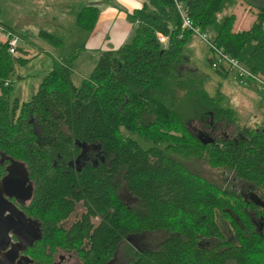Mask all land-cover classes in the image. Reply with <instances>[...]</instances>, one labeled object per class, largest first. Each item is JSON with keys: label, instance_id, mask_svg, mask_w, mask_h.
I'll return each mask as SVG.
<instances>
[{"label": "trees", "instance_id": "obj_1", "mask_svg": "<svg viewBox=\"0 0 264 264\" xmlns=\"http://www.w3.org/2000/svg\"><path fill=\"white\" fill-rule=\"evenodd\" d=\"M179 1L213 44L264 79V7L255 5L250 27L234 32L235 14L223 12L236 0ZM98 15L96 6L83 5L74 25L89 31ZM127 17L132 28L125 42L101 52L80 84L71 80L77 50L53 59L35 94L23 102L11 100L10 77L12 61L25 64L28 58L12 57L0 42V159L37 176L39 193L30 208L42 226L47 215H59L61 208L71 209L76 202L85 206L67 232H44L33 247L34 264H53L59 248L79 254L80 264H104L125 236L157 230L173 235L157 250L136 251L126 264H264V234L250 217L257 207L237 189L216 185L180 160L203 159L264 191L263 127L213 143L193 135L184 113L229 124L236 116L208 95L201 80L180 71L192 32L181 29L173 0H144ZM158 34L167 41L161 42ZM39 36L61 46L66 34L40 30ZM215 70L221 76L228 72ZM122 130L153 145L144 147ZM75 142L97 147L105 163L88 164L79 176L56 174L54 162L69 158L78 148ZM44 176L50 181L48 190L42 185ZM122 185L135 198L134 205L121 198ZM97 216L101 220L94 225ZM218 217L228 224L230 236Z\"/></svg>", "mask_w": 264, "mask_h": 264}, {"label": "rangeland", "instance_id": "obj_2", "mask_svg": "<svg viewBox=\"0 0 264 264\" xmlns=\"http://www.w3.org/2000/svg\"><path fill=\"white\" fill-rule=\"evenodd\" d=\"M95 1L98 4L100 3L101 6L104 5L103 0ZM32 2L33 0H0V21L5 24H14L15 32L23 41L22 45L25 49L30 50L29 57H27L28 61L25 64H20L16 60L12 61L13 72L10 77L12 82L11 100L18 99L19 102L27 101L35 94L39 83L51 69L54 56L66 57L72 54L80 48L81 42L87 37L84 36L85 32L83 30L76 27V30L72 31L70 36L67 37L69 33H65L63 45L53 46L48 44L39 36L38 32L45 24H48V21L38 17L36 12H34V6L31 5ZM250 2L253 6L264 7V0H251ZM47 16H49V13L44 15V17ZM73 19L74 17L67 21L66 24L73 22ZM20 28L29 29L24 31V29ZM209 37H211L210 34ZM99 54L100 51L98 50L86 49L85 55L80 59L82 65L74 63L71 80L75 85L80 84L82 76L89 74V69L94 66ZM184 55L187 57V62L180 69L181 72L183 71L182 74L201 80L208 95L217 99L221 106L233 109L236 116L235 123L229 124L223 120L224 133L218 132L220 135L218 136L217 131L209 130L207 115L202 113H184L183 119L193 135L199 138L201 137L200 135H203L205 139L215 138V136L217 139H224L227 137L226 135L235 137L244 131H252L263 127L264 91L257 88L256 82L246 79L244 83H240L235 78L234 73L228 69L227 75L221 76L212 68L208 61V58L212 55L208 45L196 35H191L187 39ZM122 132L136 139L144 147L153 145L151 142L139 138L134 133L125 130H122ZM222 135L225 136L222 137ZM180 160L191 171L199 173L220 187L234 188L239 193L244 194V196H248V198L249 195H256L259 200L264 201V191L261 188H256L247 182L238 180L232 173L224 169L212 168L200 158L190 157ZM16 169L21 172V175L25 176V171L21 164L16 163ZM122 193L128 205L136 203L135 198L127 191L122 190ZM218 221L227 236H230L231 232L228 224L220 217H218ZM172 235L173 232L168 230L148 231L129 235L118 247L116 264H123L136 251L145 249L157 250L161 242ZM65 257L67 260L69 256L65 255ZM75 263L76 257L73 255L70 260L65 261V264Z\"/></svg>", "mask_w": 264, "mask_h": 264}, {"label": "flooded vegetation", "instance_id": "obj_3", "mask_svg": "<svg viewBox=\"0 0 264 264\" xmlns=\"http://www.w3.org/2000/svg\"><path fill=\"white\" fill-rule=\"evenodd\" d=\"M223 123L224 121L222 119H219L218 121H213L210 118L208 119V122H207L209 130L217 131L218 136H220L218 132L224 133L223 130L225 129V126L223 125ZM225 135H222V137H224ZM200 136L202 137L203 140L206 141V143H213L218 140L216 136L215 138H210V139H205L203 135H200ZM226 136H227L226 138H232V136H228V135ZM209 140H212V142H210ZM75 143H76L75 145L78 146V148L72 150V153L70 154L69 158H67L66 160H61L59 164L54 162L53 167L55 168L56 174L61 175L64 172H67V173L72 172L74 175L79 176L83 168L86 167L88 164L96 167L98 164V161L105 163L106 161L105 154L99 151L97 147L84 146V145L78 144L77 142ZM20 173L21 172H19V170L16 169L15 163L13 164L11 161L0 159V180H4L5 182L6 181L15 182L16 184H19L22 186V189L18 192H16V190H9L8 194H6V198L12 204H14L20 212L25 214L28 220L40 223L37 221L33 210L30 208L33 202H37V198H35V196L36 194L39 193L37 191V188H38L37 176L33 175L32 173H27V172H25V176H23ZM18 175H20V177H18ZM43 180L44 181L42 185L44 186L46 190H48L47 188L48 186H50L49 184L50 181H47V176H44ZM122 190H125L123 185L121 188L120 196L125 202V204H127V201L123 198ZM249 198H248L249 201L252 202L257 207L256 209H251L250 211V217L252 219L254 227L259 233L264 234L263 233L264 206L257 204L256 200L259 198H257L256 195H251V196L249 195ZM84 209H85V206H82L80 202H76L73 208L71 209L61 208V211H62L61 214L63 216L61 214L52 215V216L47 215L44 218V225L46 224V226H42L40 223L41 238L38 240H35L31 246L27 245L25 249L20 250L19 255L28 256L29 258L33 260L32 264H34V258L32 255L33 247L36 244V242H38L39 240L43 238L44 232L50 231L51 232L50 234H52L53 229L55 228L60 229L61 231L65 230V232H67L68 230L72 228L73 224L76 221H78V219L82 216ZM100 220H101V216H97L92 219V222L94 225H96L99 223ZM50 224H53V225L51 226ZM46 235H48V233H46ZM10 236H11V239H10L11 243H14V244L21 243V240L13 233L10 234ZM128 236H125L118 243L116 250L113 252L111 257L104 264H116L117 263L116 256L118 253V247ZM63 241L64 243L67 242L66 239ZM48 243H53V244L62 243V240L48 239ZM65 255L69 256L67 260H66ZM72 255L76 257L75 264H80L81 261H80L79 254H77L75 251H68V250L61 249V248L57 249L54 252V255H53L54 263L53 264H65V261L70 260ZM129 259H127L123 264H126Z\"/></svg>", "mask_w": 264, "mask_h": 264}, {"label": "crops", "instance_id": "obj_4", "mask_svg": "<svg viewBox=\"0 0 264 264\" xmlns=\"http://www.w3.org/2000/svg\"><path fill=\"white\" fill-rule=\"evenodd\" d=\"M103 1V6H101L100 3L98 4V2L95 0H33L31 4L34 6V12H36L38 17L44 21H48V24H45V26L40 30L58 33L59 35L60 33L65 34L66 32L64 31L68 29L69 34L67 37L70 36L72 31L76 30V26L74 25V19L73 22H70L68 25L66 22L75 16L76 11L81 6L90 5L96 6L98 8L99 15L93 29L84 31V36L87 37H85L81 42V46L79 48L80 50L78 49L80 51L79 56L71 65L72 73L74 71V63L82 65L80 59L85 55L86 49L96 51L98 50L101 53L103 51L115 50L119 48L127 39L132 28V23L127 17L128 12L139 9L142 7L144 2V0ZM250 1L251 0H236L232 6H228L224 10V14L232 12L236 16V20L233 25L234 32L248 29L254 21L257 8L256 6H253ZM46 13H49V16L44 17ZM6 25L13 30L15 29L13 27L14 24L8 23ZM20 29L27 31L29 28ZM61 57L62 56H54L53 59L60 61ZM92 68L93 66L90 67L89 73L91 72ZM88 75L89 74H85L82 76V79Z\"/></svg>", "mask_w": 264, "mask_h": 264}, {"label": "water", "instance_id": "obj_5", "mask_svg": "<svg viewBox=\"0 0 264 264\" xmlns=\"http://www.w3.org/2000/svg\"><path fill=\"white\" fill-rule=\"evenodd\" d=\"M262 131L264 132V125ZM200 140L206 143L202 137ZM21 189L22 186L15 182L0 180V264H32L33 260L28 256L19 255V251L41 238L40 223L28 220L25 214L6 198L9 190L18 192ZM256 202L264 206L262 200L257 199ZM12 233L21 243H11Z\"/></svg>", "mask_w": 264, "mask_h": 264}, {"label": "built area", "instance_id": "obj_6", "mask_svg": "<svg viewBox=\"0 0 264 264\" xmlns=\"http://www.w3.org/2000/svg\"><path fill=\"white\" fill-rule=\"evenodd\" d=\"M174 5L181 17V29L188 30L192 32L193 35L198 36L201 40H203L209 47L212 52L210 57V64L212 68L216 69H228L234 73L235 78L240 82L244 83L246 79L254 81L257 83V88L259 90L264 91V79L252 73L249 69H247L244 65L240 63L238 59L224 52L221 48L217 47L211 41L209 37V33L207 31H202L199 26L195 25L193 20L188 16L187 11L183 5V3L179 0H173ZM161 42H166L167 37L158 34L157 35ZM180 34L179 37H181ZM0 42L6 44L7 51L12 57H29L28 49H25L22 45L23 41L18 36V34L6 27L3 23L0 22ZM22 48V50H21Z\"/></svg>", "mask_w": 264, "mask_h": 264}]
</instances>
